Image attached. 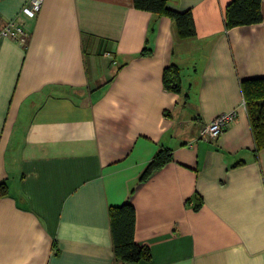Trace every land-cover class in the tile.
<instances>
[{"label": "crops", "instance_id": "crops-1", "mask_svg": "<svg viewBox=\"0 0 264 264\" xmlns=\"http://www.w3.org/2000/svg\"><path fill=\"white\" fill-rule=\"evenodd\" d=\"M29 1L0 0V26L29 31L0 39V264H264V148L241 89L264 78V0L261 22L231 28V0H171L189 38L134 0H43L35 17ZM161 147L172 158L140 180ZM127 199L149 260L114 255L108 208Z\"/></svg>", "mask_w": 264, "mask_h": 264}, {"label": "trees", "instance_id": "trees-1", "mask_svg": "<svg viewBox=\"0 0 264 264\" xmlns=\"http://www.w3.org/2000/svg\"><path fill=\"white\" fill-rule=\"evenodd\" d=\"M171 0H134L136 7L173 18L179 34L184 38L196 36V24L191 9L178 10L170 5ZM263 20L262 0H231L226 8L225 27L258 23ZM147 48L144 53H148ZM164 85L175 92L181 91L180 68L170 64L164 69ZM241 89L253 129L257 150L264 148V78L241 80ZM172 158L169 148L161 147L148 163L140 180H146L154 171L161 168ZM7 184L0 182V196L7 193ZM113 250L117 261L135 263L149 260L151 251L148 246L135 240L136 210L130 199L108 208Z\"/></svg>", "mask_w": 264, "mask_h": 264}, {"label": "built area", "instance_id": "built-area-1", "mask_svg": "<svg viewBox=\"0 0 264 264\" xmlns=\"http://www.w3.org/2000/svg\"><path fill=\"white\" fill-rule=\"evenodd\" d=\"M43 0H30L23 8V12L30 17H35L42 5ZM29 36V31L23 22L14 19L9 20L0 26V39L11 38L22 44H25ZM237 109H232L220 113L210 122L203 125L199 131V137L205 140H211L220 136L224 129L237 117Z\"/></svg>", "mask_w": 264, "mask_h": 264}]
</instances>
